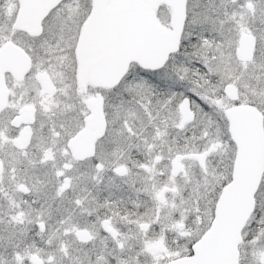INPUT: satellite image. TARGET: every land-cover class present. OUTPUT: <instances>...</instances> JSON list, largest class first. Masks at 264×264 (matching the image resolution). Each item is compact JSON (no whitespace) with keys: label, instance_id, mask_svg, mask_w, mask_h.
I'll use <instances>...</instances> for the list:
<instances>
[{"label":"snow or ice","instance_id":"1","mask_svg":"<svg viewBox=\"0 0 264 264\" xmlns=\"http://www.w3.org/2000/svg\"><path fill=\"white\" fill-rule=\"evenodd\" d=\"M0 264H264V0H0Z\"/></svg>","mask_w":264,"mask_h":264}]
</instances>
